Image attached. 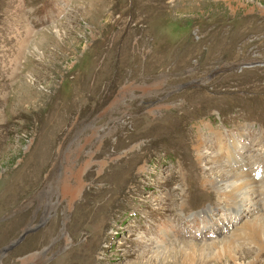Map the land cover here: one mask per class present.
<instances>
[{
	"label": "rangeland",
	"instance_id": "rangeland-1",
	"mask_svg": "<svg viewBox=\"0 0 264 264\" xmlns=\"http://www.w3.org/2000/svg\"><path fill=\"white\" fill-rule=\"evenodd\" d=\"M222 130L264 179V0H0V264H235Z\"/></svg>",
	"mask_w": 264,
	"mask_h": 264
},
{
	"label": "bare ground",
	"instance_id": "bare-ground-1",
	"mask_svg": "<svg viewBox=\"0 0 264 264\" xmlns=\"http://www.w3.org/2000/svg\"><path fill=\"white\" fill-rule=\"evenodd\" d=\"M215 134L217 140V152L212 153L213 151L210 150V146L207 144L205 139L200 136L198 139V143H196L195 145V149L198 151V159L202 164V171L204 173L203 177L205 178L204 180H206L207 184L212 185L213 188L222 197L226 196L230 199L236 200L233 203L242 202L245 204H250V207L247 206L250 209L247 210L250 215H253L255 211L254 206L258 203L256 193H258L259 191L257 190L256 184L260 183V187L258 186V189H261L262 194L264 195V179H261V181L255 178V170L257 168V164H251L250 168H247L248 165L246 164V168L249 169L250 174H248V170L241 169V166L245 168V165L241 159L240 161L238 160V157L241 154L239 152L241 150L240 146L243 147L245 144L241 141L242 135H240V133L237 135L236 133L231 134L224 131H218ZM220 155L228 157L227 159L225 157V161L227 162H223V159L221 160ZM205 157L208 158L205 159ZM252 157L254 158V156ZM232 161L234 162V165L229 167V163H231ZM256 161L258 160H254L253 162L257 163ZM253 165L254 169H252ZM215 167H219V170L215 171ZM249 175H251L252 178ZM261 212L262 213L259 214L256 213L258 215L255 216L254 219L246 226L248 227L247 243L252 245L254 244L255 250L250 249L247 252H243L241 249L242 246L240 247L238 244H236L239 243V241H232L237 240L234 238L232 240L226 241L224 243V246H222V252L228 254L233 259V261H235V264H245L242 262H238V260L240 259L239 255H242L241 257L244 260L249 259V257L253 256L254 260L250 261L248 264H255L259 261L261 255H264V211L261 209ZM175 245L176 244H173V246ZM216 246L217 245H212L211 247L209 245L206 246L204 250L207 252H215L216 254H219L221 251V247L219 248L218 246ZM190 248H192V245ZM180 251H178L176 254H179V257L186 259L185 264H191V258L193 256L192 252L189 250V248H187L186 243H184V245H181ZM237 251H240V254H238Z\"/></svg>",
	"mask_w": 264,
	"mask_h": 264
},
{
	"label": "water",
	"instance_id": "water-1",
	"mask_svg": "<svg viewBox=\"0 0 264 264\" xmlns=\"http://www.w3.org/2000/svg\"><path fill=\"white\" fill-rule=\"evenodd\" d=\"M10 247H12V246H10ZM10 247H9V248H10ZM6 249H8V248H6Z\"/></svg>",
	"mask_w": 264,
	"mask_h": 264
}]
</instances>
